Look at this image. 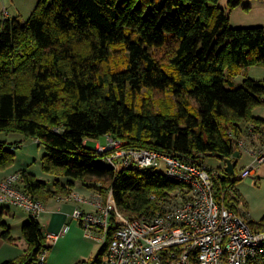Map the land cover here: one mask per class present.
<instances>
[{
    "label": "trees",
    "instance_id": "16d2710c",
    "mask_svg": "<svg viewBox=\"0 0 264 264\" xmlns=\"http://www.w3.org/2000/svg\"><path fill=\"white\" fill-rule=\"evenodd\" d=\"M219 2L40 0L26 20H1L0 134L37 140L43 171L54 178L51 191L21 170L24 191L44 202L83 181L134 219L164 210L183 185L153 169L114 167L108 152L87 148L85 140L111 135L127 147L203 164L233 158L241 124H264L252 113L264 105V82L246 76L239 87L233 83L241 69L264 67V26L232 27ZM143 91L150 96L139 104ZM168 93L173 104L154 101ZM21 146L0 139V173L14 166ZM210 172L219 203L240 213L231 175L225 167ZM9 214L0 207V229L15 242ZM30 219L22 229L24 255L3 264H37L50 249L39 220ZM249 224L264 230V218ZM105 255L102 246L77 264H101Z\"/></svg>",
    "mask_w": 264,
    "mask_h": 264
},
{
    "label": "built area",
    "instance_id": "2783aa9c",
    "mask_svg": "<svg viewBox=\"0 0 264 264\" xmlns=\"http://www.w3.org/2000/svg\"><path fill=\"white\" fill-rule=\"evenodd\" d=\"M237 144L253 160L240 175L264 180V124L246 123ZM100 153H108L107 161L117 168L140 170L162 168L169 180L185 188V195L155 214L130 219L121 214L113 198L105 201L97 193L94 212L80 205L72 213L73 220L84 226L86 234L96 235L106 255L101 264H264V230H255L242 213L220 204L214 194L211 170L203 163L144 148L127 147L122 140L106 137ZM127 147V148H124ZM21 173L8 175L0 182V203L18 207L31 218L45 211L44 203L22 188ZM60 200L86 204L78 193L62 195ZM115 220V231L111 227ZM95 232V233H94ZM50 243L57 237L47 234ZM48 246V244H47ZM49 249L43 251L37 264H45Z\"/></svg>",
    "mask_w": 264,
    "mask_h": 264
},
{
    "label": "rangeland",
    "instance_id": "374dc122",
    "mask_svg": "<svg viewBox=\"0 0 264 264\" xmlns=\"http://www.w3.org/2000/svg\"><path fill=\"white\" fill-rule=\"evenodd\" d=\"M229 1L230 0H220L219 6L223 8L229 15L232 27H249L255 25L264 26V0H246V3H242L243 5L236 8H230ZM6 3L7 5H10L11 0H7ZM248 4L252 6L250 9L246 7V5ZM2 11V4H0V16ZM28 17L29 16L24 15L21 16L20 19L25 20ZM246 76L253 80L264 82V67L252 66L247 69H241V71H239L233 79L234 86L239 87L240 85H242ZM149 96L150 94L147 91H143L139 96L137 102L140 104L144 98H148ZM154 101H156L157 103L173 104L174 98L169 93L156 94L154 97ZM252 113L254 117L264 119V105L254 108ZM241 126L242 128L246 127L245 123H242ZM0 139L1 141H5L9 144H14L15 142H17L18 144L19 142H22V146L16 149L14 166L8 170L19 169L20 167H28L30 168V171L34 172L37 175L36 178L38 180L41 179L40 177L47 176L45 173H43L44 171L42 167V157L45 150L43 146H41L37 141H35L34 139H25L24 135L20 133H1ZM99 140H102L104 144L107 143V139L105 138V136L101 137ZM122 142L127 144V142L125 141ZM99 147L95 149H98ZM107 152L109 153L110 151ZM241 155L242 156L236 166V173L234 175H231V180L236 182L235 189L237 190L239 198L241 199V203L239 204L238 209L240 213L245 214L244 217L248 220H251L253 222H260L264 218V180H261L256 184L253 178H240L241 172L247 166H249L253 160L252 156L246 152H242ZM204 163L213 172H221V170L225 167V163L222 160L214 157L207 158ZM159 171L162 172V168L159 169ZM13 173H20V171ZM83 184V181H79V186ZM185 194V188H183L182 190L172 192L171 198H175L176 200V196H183ZM7 205L8 204L0 203V207H7ZM12 209L14 210L15 208L13 207ZM15 210L19 212L18 209ZM255 230L263 231V229ZM15 242L6 241L2 236H0V264H3L8 260H15L24 255L26 251L24 248L25 241L16 240Z\"/></svg>",
    "mask_w": 264,
    "mask_h": 264
},
{
    "label": "crops",
    "instance_id": "0c3cea01",
    "mask_svg": "<svg viewBox=\"0 0 264 264\" xmlns=\"http://www.w3.org/2000/svg\"><path fill=\"white\" fill-rule=\"evenodd\" d=\"M6 1L7 0H0L3 9L0 21L6 19L12 20L15 18L20 19V17L24 15L30 16L40 0H11L10 5H7ZM246 2L247 1L245 0L243 4ZM246 7L250 9L252 6L248 4ZM84 145L87 148L95 149L99 146H105L106 144H104L102 140L96 141L87 139L85 140ZM21 170H26L35 174L30 171V168L28 167H20L15 170L11 169L0 173V182L13 172ZM46 175L47 176L45 177H40L41 179L39 180L45 182L48 185L49 190L55 191L54 186H52L54 179L53 176ZM35 176L37 175L35 174ZM73 192L85 197L88 200V203L79 204L72 200H60V197H63L60 194L49 197V199L43 202L45 211L38 220L45 235L53 234L57 237L50 243L46 240V244H48L50 249L47 253L45 264H77L81 261L93 259L102 249V244L98 241L99 237L96 233L94 232L95 237L90 238L86 234L84 226L72 218L73 210L79 205L87 212L96 211L95 206L89 203V201H93L98 192L93 188H90L86 183L79 186V181H76L75 186L73 187ZM104 199L105 201L108 200L105 197ZM7 207L10 209V214L5 219L10 226L12 237L16 240L23 241L22 229L23 226L31 220L30 215L18 207L11 205H7ZM13 207L18 209L19 212L15 209L13 210ZM243 215L245 216L244 213ZM0 236H2L1 229ZM27 246V242L25 241V250L27 249Z\"/></svg>",
    "mask_w": 264,
    "mask_h": 264
},
{
    "label": "water",
    "instance_id": "95a60500",
    "mask_svg": "<svg viewBox=\"0 0 264 264\" xmlns=\"http://www.w3.org/2000/svg\"><path fill=\"white\" fill-rule=\"evenodd\" d=\"M241 156L242 155L240 151H237L233 158H224L223 156H220V158L225 163V171L227 174L234 175L236 173V166Z\"/></svg>",
    "mask_w": 264,
    "mask_h": 264
}]
</instances>
